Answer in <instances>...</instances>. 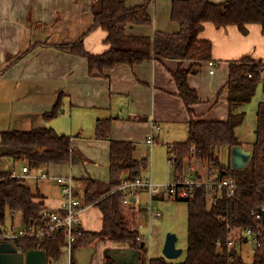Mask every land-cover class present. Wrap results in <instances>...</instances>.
<instances>
[{"label": "trees", "instance_id": "16d2710c", "mask_svg": "<svg viewBox=\"0 0 264 264\" xmlns=\"http://www.w3.org/2000/svg\"><path fill=\"white\" fill-rule=\"evenodd\" d=\"M151 0L129 7L124 0H96L92 5L93 20L88 32L101 28L107 32L105 41L110 45L99 54L88 52L83 44V34L77 40L57 46L63 51L86 58L90 73L104 75L116 64H136L146 59L190 60L189 69L177 68L171 72L178 94L184 101L190 115L191 106L200 101L195 89L189 86L187 76L197 63L211 59V42L200 39L204 23L217 27L236 25L244 31L247 24H259L264 33V0H172L170 18L177 23L175 32L156 31L153 36L131 35L128 25H149L152 17L148 11ZM264 64L250 56H242L229 62L226 87L228 91V115L225 120H198L190 118L188 133L184 141L168 144L171 166L176 181L185 172L186 165L196 161L199 167H213L218 178L232 177L238 183L234 194L228 196L224 188L194 186L187 202V241L185 257L176 261L163 255L148 257L143 241L137 240L141 207L136 202L122 204L123 194L118 189L122 178L133 180L141 176L148 160L136 157L135 144L131 141L110 140L111 122L100 119L96 123L95 137L107 139L109 144V177L107 181L85 178L79 198L85 205H95L102 213V227L98 231L81 230L72 244V253L80 248L91 247L100 241L121 244L137 249L140 258L136 264H247L236 251L227 247L226 239L231 230L251 229L258 235L251 264H264V229L255 211L264 208V98L258 102L255 112L254 139L249 148L250 158L240 169L223 163L217 148L228 150L241 146L238 127L244 121L245 112L241 106L251 100L256 85L264 79L260 69ZM250 75V76H249ZM60 92L51 110L43 114L45 119L56 117L62 112ZM2 153L13 159L26 162L29 169H48L63 165L72 156V136L56 132L51 127L29 130L0 131ZM202 168V167H201ZM198 178L203 175L198 173ZM42 196L35 192L22 177L12 176L10 168H0V227L6 225L11 211L18 213L21 224L43 226L47 211ZM10 218H13L10 215ZM245 238L241 236V241ZM221 244L217 245L216 242ZM143 242V246L141 243ZM65 245V234L59 231L48 238L22 237L14 240L19 251L41 249L47 261L60 256ZM71 264L75 258L71 257ZM104 264H115L104 257Z\"/></svg>", "mask_w": 264, "mask_h": 264}, {"label": "crops", "instance_id": "0c3cea01", "mask_svg": "<svg viewBox=\"0 0 264 264\" xmlns=\"http://www.w3.org/2000/svg\"><path fill=\"white\" fill-rule=\"evenodd\" d=\"M95 1L0 0V131L40 127H51L56 131L57 124L59 129L65 128L69 130L66 132H71L74 128L76 130L71 121L76 123L78 132L74 137L70 135L73 151L69 162L50 166L46 170L52 173L51 177L45 179H39L35 176L37 174H33L44 169H30L24 174L20 171V174L24 180L31 176L37 181L53 183L60 191L54 179L59 174L53 171L73 167L77 196L78 189L82 192L85 178L107 181L109 177L110 141L96 138L97 141L86 143L95 148L96 152L102 153L105 171L99 173L93 164L97 162L98 156L94 154V160L84 156L85 152L78 147L79 139H76L84 130H93L94 134L98 120H110V140L133 142L136 157L148 159L150 148L154 149L158 143L165 144L169 154L168 144L186 139L191 117L198 120L227 118L226 81L229 62L247 55L264 64V33L259 24H247L244 31H241L236 25L217 27L210 22L204 23L199 38L211 42V60L215 61L216 66L214 72L210 73L207 61H201L197 63L198 68H192L194 72L189 71L187 82L200 98L198 103L191 106L190 115L178 94L171 72L177 68L189 69L194 65L193 61H159L150 58L132 65L119 63L107 69L104 75H98L90 73L85 57L63 51L57 46L75 41L85 34L83 44L88 52L99 54L109 49L110 45L105 41V30L96 28L88 32ZM143 1L124 0L129 7ZM209 1L218 3L225 0ZM171 2L151 0L148 11L152 22L149 25H128L126 32L153 36L156 31H177V23L170 18ZM60 92L61 116L45 119L43 114L51 110ZM150 136L154 137L152 146L147 144ZM251 143L242 140L240 147L249 150ZM143 144L146 149L144 152L139 150ZM4 151L6 149L0 146V168H7L6 164L13 163L8 156L2 155ZM193 164L198 166L195 160ZM41 187V184L37 185L34 191L44 199L47 211L58 209L61 192L51 195ZM158 198L163 197L157 196L155 199ZM141 209L146 212V207ZM81 217L83 230L101 229L102 213L97 206H86ZM18 222L21 223V220ZM106 246L105 242L100 241L88 264H93L98 249L100 256L97 264H104L103 252ZM110 246L125 245L111 243ZM68 252L71 264V257L75 256L72 251Z\"/></svg>", "mask_w": 264, "mask_h": 264}, {"label": "rangeland", "instance_id": "374dc122", "mask_svg": "<svg viewBox=\"0 0 264 264\" xmlns=\"http://www.w3.org/2000/svg\"><path fill=\"white\" fill-rule=\"evenodd\" d=\"M264 98L263 91H262V81L258 82L256 85V90L254 96L251 98L249 102L242 105L240 110H243L245 112L244 121L237 129V133L239 137L243 141H252L254 139V128H255V112L258 105V102L261 101ZM61 116V115H58ZM56 116L57 118H59ZM52 119H56L55 117ZM59 121V120H58ZM57 121V122H58ZM71 123L76 127L71 132H66L69 130H66L65 128H58V125L56 124V131L58 133H66L69 135H76L78 132L77 130V124L72 122ZM187 135V134H186ZM74 137V136H73ZM185 137V134H184ZM76 139H79V145L78 147H81L84 153V156L90 157L93 160L95 159L94 154L98 156L97 162H93L95 166H97L98 172H104L105 167L104 163L101 160L102 153L97 151L95 148H92L86 144L88 141H97L95 137V129L94 134L93 130H84L82 135L78 136ZM84 146V147H83ZM140 151L144 152L146 151L144 144L140 146ZM149 149V148H148ZM148 152V164L146 169L142 172V177L149 179L152 183L161 185L162 189L164 190L165 187H167L170 184H173L176 182V179L173 175V168L171 164L169 163V158L171 155L167 153V148L165 144L158 143L154 149L152 147L150 148ZM232 150V149H231ZM231 150H228L227 147L222 146L217 148V154L219 155V158L222 162L225 164L231 163ZM25 164V161L23 160H17L15 163L12 164H6L7 168H13L11 170H15L17 174H20L21 167ZM193 161L187 164L185 168V173H187L189 167L194 166ZM198 167V168H197ZM195 165V171L196 176L197 172L202 173L201 176L202 179H206L208 169L205 166H197ZM102 168V169H99ZM49 172V171H48ZM54 173H57L59 175H68L73 178L74 174V168L73 167H67L64 170L58 169L56 171H53ZM39 172L36 171L33 172V174H38ZM49 174H52L49 172ZM195 176V177H196ZM24 177V176H22ZM26 183L34 190L35 187L40 184L42 185L41 189L45 193H49L51 195H56L57 192H60L59 189L53 184L45 181H37L31 176L26 177ZM78 194L81 195V190L78 189ZM136 205L140 207H146L148 205H151L153 210L156 209L161 212L160 217H153L149 212H143V209L141 211V214L139 216V233L143 237V242L145 243L146 249H147V256L148 257H155V256H161L163 255L162 249L165 242L166 235L168 233H175L177 236L176 241V248L182 249V253L178 258H175L173 260L180 261L185 257L186 253V241H187V202L185 200H175L174 197L167 196L164 193L163 198H152V196L147 192V190H142L137 197ZM10 215L8 214L7 220H6V228L11 227V220ZM15 221L21 220L18 213H15L14 215ZM20 224V223H18ZM141 224V226H140ZM237 234V231L232 232V236ZM234 237V236H233ZM239 237V238H238ZM235 241V248L236 251L241 254L243 257V260L247 264H251L253 261V253L256 243L252 240V237L249 235L248 239L246 241H241L240 236L234 237ZM99 242L93 243L91 247L96 248ZM106 248L111 245V242H105ZM99 249L97 253L95 254L93 258V264L98 263V257ZM46 264H69V252L66 246L62 247L60 256L55 260H48V263ZM78 264V262L76 263Z\"/></svg>", "mask_w": 264, "mask_h": 264}, {"label": "built area", "instance_id": "2783aa9c", "mask_svg": "<svg viewBox=\"0 0 264 264\" xmlns=\"http://www.w3.org/2000/svg\"><path fill=\"white\" fill-rule=\"evenodd\" d=\"M207 65L210 68L209 72L213 73L216 66L215 61L211 59L207 60ZM260 72L262 74V78L264 79V68H261ZM147 144L150 146L154 144L153 136H150L147 139ZM171 161L172 159L169 158L170 164ZM29 171L30 169L27 165L21 168L22 174L28 173ZM11 174L12 176L16 177L22 176L21 174H17L15 170H11ZM207 175L208 176L205 180L198 178V175L196 176L195 166H191L189 167L187 173L183 174L181 178H179L175 183L165 187L164 190L161 188V185L154 184L149 179L142 178L141 176H137L133 180L122 178L121 185L118 187V189L123 194L122 204L128 205L132 202L131 198H136L143 189H146L152 198H156L157 196L164 197L165 193L167 196H172L177 199H188L192 196L191 189L194 186L203 185L208 188H224L228 196L234 194L235 190L238 188V183L234 178L226 176L218 178V171L213 167L208 169ZM35 176L39 179H45L51 177V174H49L47 170H43ZM54 179L59 185L61 192V204L59 208L46 211L43 217V226H34L33 224L23 225L20 222L15 221V212L11 211L10 214L13 216V218H10L11 227L9 229L5 226L0 227V243L10 242L13 244L14 240L22 237H35L38 240H43L44 238H48L59 231H63L65 234L64 246H66L69 251H72V244L76 240V235L83 229L81 214L83 209L88 205L82 203L79 196H77L75 193L72 177L68 175H56ZM146 211L149 212L153 217L161 216V212L156 209L153 210L151 205L146 206ZM255 217L261 220L259 210L255 211ZM232 232L235 231L231 230L226 239L228 248L234 246V237L238 236V234L240 238L242 235H244L246 240L250 235L256 244L258 235L261 234V232H253L251 229H246L242 232L237 231V234L233 235V237ZM137 240L143 241V237L140 235V233L137 236ZM216 244L220 245L221 242L217 241Z\"/></svg>", "mask_w": 264, "mask_h": 264}, {"label": "water", "instance_id": "95a60500", "mask_svg": "<svg viewBox=\"0 0 264 264\" xmlns=\"http://www.w3.org/2000/svg\"><path fill=\"white\" fill-rule=\"evenodd\" d=\"M194 72V70H192ZM250 158V151L240 146L233 147L231 150V167L235 169L243 168ZM10 161H13L10 158ZM135 201V198H131ZM261 222L264 226V208L259 209ZM177 236L175 233H168L163 245V256L167 259H175L180 256L182 249L176 248ZM246 241V238H244ZM143 242L141 246H143ZM94 252L93 247L80 248L74 252L78 264H88L90 257ZM105 257L111 258L115 264H136L140 258L137 249L128 246H109L103 252ZM47 257L44 250L33 249L28 251H19L14 244L10 242L0 243V264H46Z\"/></svg>", "mask_w": 264, "mask_h": 264}]
</instances>
